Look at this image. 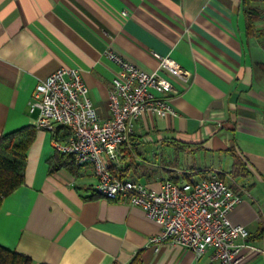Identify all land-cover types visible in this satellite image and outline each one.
I'll return each mask as SVG.
<instances>
[{"label": "crops", "instance_id": "crops-1", "mask_svg": "<svg viewBox=\"0 0 264 264\" xmlns=\"http://www.w3.org/2000/svg\"><path fill=\"white\" fill-rule=\"evenodd\" d=\"M252 5L264 32V0ZM263 40L259 31L248 32L243 0H0V138L36 129L24 182L0 206V244L32 264H129L136 255L142 264H223L211 258V248L197 256L173 241H150L158 223L140 206L97 194L91 164L51 170L53 134L37 127L38 111H30L37 82L61 66L78 67L99 114L108 117L119 70L113 52L165 75L178 115L142 114L111 163L124 178L155 189L175 175L223 179L242 196L231 221L245 225L251 243L264 249ZM156 54L175 60L189 80L160 68ZM67 131L60 130L61 140ZM163 149L170 157L159 163L145 157ZM177 149L193 156L186 169L171 160ZM198 153L212 163L198 166ZM222 156L230 157L225 167ZM238 264H264V254L248 250Z\"/></svg>", "mask_w": 264, "mask_h": 264}, {"label": "built area", "instance_id": "built-area-1", "mask_svg": "<svg viewBox=\"0 0 264 264\" xmlns=\"http://www.w3.org/2000/svg\"><path fill=\"white\" fill-rule=\"evenodd\" d=\"M108 55L119 65L110 89V116L99 114L81 69L61 66L35 86L30 111H38L36 126L51 132L56 150L72 155L77 165H92L97 194L140 206L158 223L161 231L150 241H173L197 256L211 248V258L223 264L240 263L248 250L264 254L251 243L247 227L231 221L229 213L242 196L223 179H166L155 189L112 171L111 161L134 134L142 114L163 117L178 112L172 104L176 90L165 75L145 71L113 52ZM156 55L160 68L189 80L190 73L175 60ZM61 126L71 132L67 140L55 137Z\"/></svg>", "mask_w": 264, "mask_h": 264}, {"label": "trees", "instance_id": "trees-1", "mask_svg": "<svg viewBox=\"0 0 264 264\" xmlns=\"http://www.w3.org/2000/svg\"><path fill=\"white\" fill-rule=\"evenodd\" d=\"M254 0H243L245 10L248 18V32H258L264 37V32H261L258 21L261 17V12L255 8ZM264 46V40L262 41ZM264 69V65H263ZM66 129L61 126L57 130L56 138L61 139L60 130ZM68 130V129H67ZM67 133L71 134L70 130ZM36 136L35 127H23L15 131L5 133L0 138V206L3 199L11 194L24 182L25 168L27 164L28 151ZM122 152V151H121ZM240 160L236 157L234 167L240 170ZM72 163L77 166L72 155L57 151L55 156L50 160L51 170L58 169L59 167ZM80 166V165H79ZM111 169L114 173L118 174L121 178L124 176L120 173L115 164H111ZM172 181L179 182L180 178L175 175L172 176ZM260 235H263V225ZM0 264H32V259L25 254L11 250L10 248L0 244ZM129 264H142L139 255L133 257Z\"/></svg>", "mask_w": 264, "mask_h": 264}, {"label": "rangeland", "instance_id": "rangeland-1", "mask_svg": "<svg viewBox=\"0 0 264 264\" xmlns=\"http://www.w3.org/2000/svg\"><path fill=\"white\" fill-rule=\"evenodd\" d=\"M164 152V153H163ZM167 151L166 150H158V154L157 156H154L153 153H148L147 155H145L146 158H148L150 161L152 162H155V158L158 160V163L160 161V158L162 157V155H165L166 158L170 157L168 156V154L166 153ZM215 156V159H218L220 158L221 156L216 154L214 155ZM155 157V158H154ZM197 157L200 159L199 161H201L200 163L202 165H198V166H203L204 163H212V160L210 159V155L209 154H206L205 153H198L197 154ZM193 156L189 155V153H184L183 151L181 150H178L174 152H172L171 154V160L173 162H175V164L179 167V169H186V167H188V165L193 162ZM201 158H206V159H201ZM228 158H230L229 156H222V165L225 167L227 162H228ZM196 162V160H195ZM198 163V162H197ZM215 166V165H214ZM151 167L154 169V173L157 175L158 173H160V170L158 167L156 166H152Z\"/></svg>", "mask_w": 264, "mask_h": 264}]
</instances>
